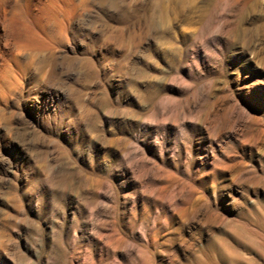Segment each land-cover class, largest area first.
Here are the masks:
<instances>
[{
	"label": "rangeland",
	"instance_id": "374dc122",
	"mask_svg": "<svg viewBox=\"0 0 264 264\" xmlns=\"http://www.w3.org/2000/svg\"><path fill=\"white\" fill-rule=\"evenodd\" d=\"M47 2L0 0V264H264V0Z\"/></svg>",
	"mask_w": 264,
	"mask_h": 264
},
{
	"label": "bare ground",
	"instance_id": "6f19581e",
	"mask_svg": "<svg viewBox=\"0 0 264 264\" xmlns=\"http://www.w3.org/2000/svg\"><path fill=\"white\" fill-rule=\"evenodd\" d=\"M47 1H48L47 2V5H48L47 8L49 9L50 12H52L53 9H56V7L58 8V3L63 1V0H47Z\"/></svg>",
	"mask_w": 264,
	"mask_h": 264
}]
</instances>
